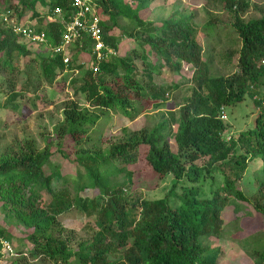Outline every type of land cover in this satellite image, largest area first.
Listing matches in <instances>:
<instances>
[{
  "label": "trees",
  "instance_id": "1",
  "mask_svg": "<svg viewBox=\"0 0 264 264\" xmlns=\"http://www.w3.org/2000/svg\"><path fill=\"white\" fill-rule=\"evenodd\" d=\"M91 1L101 17L103 38L117 56L97 63L92 40L85 37L73 46L77 48L75 59H83L82 63L73 60L71 54L67 67L64 55L49 52L40 56L38 76L50 85L68 83L77 94L83 93L88 103L67 102L63 120L55 128L57 151L64 160L84 169L73 180L76 193L71 195L63 167L52 164L53 146L40 150L35 141L25 140L18 151L0 157L1 208L6 216L30 227L27 255L40 264H217V255L206 240L226 233L227 208L249 201L238 184L253 161L262 164L257 171L258 192L253 206L264 219V95L259 98L255 91L264 85V15L246 22L242 16L251 7L248 0H206L220 4L222 10L233 15V28L241 41L237 70L224 76L212 73L211 56L206 59L198 43L199 31L192 15L182 14L158 25L143 18V8L151 9V0ZM58 9L67 19L74 11L69 0H17L8 7L0 22V73L9 72L10 81L18 71L12 66L13 58L31 55L28 46H33L22 42L11 27L15 21L29 25L38 33L45 32L48 44L56 46L62 41L64 27L48 19ZM28 11L39 26L28 23ZM120 21L127 24L121 26ZM217 25V19L211 18L205 26L207 34L216 35ZM115 28L139 41V48L119 56ZM36 46L48 50L46 45ZM189 66L194 68L191 80L195 84L178 110L174 133H170L169 120L163 119L151 129L128 131L108 149L100 146L96 127L102 119L115 112L135 120L152 106L167 102L168 94L180 85L160 86L155 76L164 67L182 75ZM77 71L84 72L81 79L73 77ZM63 74L70 76L60 78ZM33 86L25 85L29 89ZM13 87L6 101L0 102V111L19 110L15 103L24 94L14 92ZM247 97L259 113L252 127L235 136L229 122L221 118L222 110ZM7 119L0 116V129L7 128ZM66 141L76 149L74 159L65 150ZM206 158L203 166L197 164ZM141 163L156 179L173 177L169 196L177 198L175 204L169 197L146 200L124 185L111 184V175L125 170L129 186L136 184ZM86 190L99 194L93 198L81 196ZM72 209L95 218L98 230L90 239L76 240L74 230L59 221ZM7 240L9 235L0 228V260L4 257L2 241ZM246 248L256 264H264L263 241L248 242ZM22 259L15 264H30L27 256Z\"/></svg>",
  "mask_w": 264,
  "mask_h": 264
},
{
  "label": "rangeland",
  "instance_id": "2",
  "mask_svg": "<svg viewBox=\"0 0 264 264\" xmlns=\"http://www.w3.org/2000/svg\"><path fill=\"white\" fill-rule=\"evenodd\" d=\"M248 1L251 7L242 16L243 19L248 22L252 19L261 18L264 15V0ZM16 3L17 0H0V22L5 19L8 7ZM149 6L151 7L149 10L143 8V18L147 21H153L158 25L170 19H178L182 14L192 15V22L199 31L197 37L198 43L207 54L205 58L207 59L208 56H211L212 73L228 76L237 70L236 54L240 50L241 41L233 28V15L222 10L220 4L208 3L206 0H151ZM39 11L45 13L41 7H39ZM27 15L30 21L28 23L39 26L35 20L30 18L32 12L28 11ZM211 18H216L218 24L216 35L214 36L208 35L205 30V26ZM14 24H17V21ZM126 24L124 21H120L121 26H125ZM113 35L120 40L119 56L128 54L133 47L137 46L139 48L137 43L139 41L125 37L120 28H115ZM28 48L32 52L31 55L26 57L16 55L13 58L12 66L18 68L16 76L12 77L13 81L9 80V72L0 73L1 103L6 101V98L9 96L8 91L12 86H14V92L21 91L24 94L15 103L19 107L17 112H12L10 108L0 111L2 119L8 118L7 128L0 129V157L11 151H18V146L22 145L25 140L35 141L40 150H44L51 144L53 146L51 149H53L55 154L52 164L61 168L63 167L69 179L67 187L70 189L71 195L74 196L76 192L73 180L77 178L78 171L83 173L84 169L76 167L73 163L70 164L57 151L59 142L55 136V128L63 120V110L67 102L75 101L80 105L86 106H88V103L85 95L83 93L77 94L75 90H72V87H68V83L61 82L50 85L44 79H38L41 65L40 56H48L49 51L34 45L28 46ZM70 52L74 60L77 48L72 47ZM36 53L40 55L37 57ZM75 61H78L80 64L83 59L76 58ZM136 64L141 67L139 60L136 61ZM89 66V64H86V67ZM183 72L182 75L175 74L169 68L164 67L160 75L155 76V82L160 86L172 87L180 85L179 89L171 91L168 94L167 102L152 106L135 120H128L115 112H111L106 118L102 119L96 127L97 136L100 138V146L103 149H108L111 144L125 138L128 131L140 130L144 127L151 129L163 119L169 120L171 125L170 133H174V121L178 115V110L184 103V97L189 94L190 88L195 84L191 80L194 68L192 66L185 67ZM83 73V71H77L73 77L81 79ZM68 76L70 74H63L60 78H67ZM26 84H35V86L29 89L25 87ZM36 84L40 85L35 88ZM255 91L258 93V97L262 98L264 95V85ZM225 113L228 118L227 121L231 125L232 133L237 136L240 132L246 131L253 126L259 109L254 105L252 99L247 97L242 103L227 107ZM66 142L68 145H65V150L74 159L76 149L72 142ZM171 148L174 152L177 151V146L172 139ZM207 161V158L202 159L197 164L203 166ZM261 165L260 161L250 162L248 171L238 184L249 201L244 203L236 202L225 210L226 233L224 236L206 240V245H209L214 254L217 255V264H256L247 251L246 244L254 240L264 242V219L261 218V215L253 206L254 197L258 192L257 171L260 170ZM139 167L140 171L137 177L140 176V178H138L139 181L133 186H129L128 184V170L111 175V184L124 185L129 191L146 200H160L169 197L171 204L177 202V198L169 196L175 183L172 176H166L162 180H159L155 178L152 171L144 164L141 163ZM205 188L208 191L209 185L207 184ZM176 191L178 194L181 192L179 186ZM98 194L94 190H86L80 193L81 196L88 198L96 197ZM59 221L65 228L74 230L76 240L90 239L98 230L94 217L90 218L76 209H72L60 216ZM0 228H3L9 235L10 240H7V242L13 250L11 253L2 251L4 257L0 260V264L22 262L24 256L28 257L30 264H40L27 255L30 245L26 238L32 232L30 227L20 222L16 217L11 218L6 216L1 208V204Z\"/></svg>",
  "mask_w": 264,
  "mask_h": 264
},
{
  "label": "built area",
  "instance_id": "3",
  "mask_svg": "<svg viewBox=\"0 0 264 264\" xmlns=\"http://www.w3.org/2000/svg\"><path fill=\"white\" fill-rule=\"evenodd\" d=\"M69 1L74 11L68 19L62 9L56 10L52 16H49L51 22L59 21L64 27V33L60 44L50 46L46 33H38L29 25L15 24L11 27L12 31L20 36L21 41L24 43L34 46L46 45L51 55H64V62L67 67L71 60V48L85 37L92 40L91 50L97 63H101L112 56H117V51L108 45L103 38L101 17L97 14L93 2L91 0ZM221 118L224 121L228 120L225 110H222ZM227 139L229 140L230 137ZM2 244L5 253H11L13 251L8 242L2 241Z\"/></svg>",
  "mask_w": 264,
  "mask_h": 264
}]
</instances>
